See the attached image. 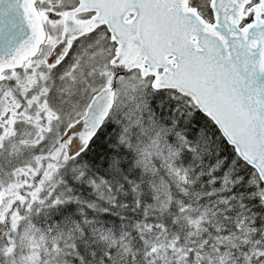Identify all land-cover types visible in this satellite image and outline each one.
I'll return each instance as SVG.
<instances>
[{
    "label": "snow or ice",
    "instance_id": "6c2138e0",
    "mask_svg": "<svg viewBox=\"0 0 264 264\" xmlns=\"http://www.w3.org/2000/svg\"><path fill=\"white\" fill-rule=\"evenodd\" d=\"M0 264H264V0H0Z\"/></svg>",
    "mask_w": 264,
    "mask_h": 264
}]
</instances>
